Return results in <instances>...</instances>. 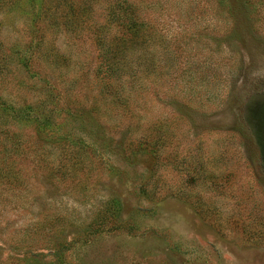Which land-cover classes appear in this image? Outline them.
Wrapping results in <instances>:
<instances>
[{"label": "rangeland", "instance_id": "374dc122", "mask_svg": "<svg viewBox=\"0 0 264 264\" xmlns=\"http://www.w3.org/2000/svg\"><path fill=\"white\" fill-rule=\"evenodd\" d=\"M1 101L0 264H264V0H4Z\"/></svg>", "mask_w": 264, "mask_h": 264}, {"label": "trees", "instance_id": "16d2710c", "mask_svg": "<svg viewBox=\"0 0 264 264\" xmlns=\"http://www.w3.org/2000/svg\"><path fill=\"white\" fill-rule=\"evenodd\" d=\"M122 3L124 2L122 1ZM3 4H4V0H0V7L3 6ZM114 8H116V11L113 10L111 12V17L113 19H117L116 20L117 24L120 27H125V26L127 27L138 24L140 25V23L143 22L142 20L143 16L141 17V15L137 13V9H136L137 7L134 8L130 3H124V5H119L118 8L117 6L114 5ZM2 103L4 104V102L3 101L0 102V110L1 108H3Z\"/></svg>", "mask_w": 264, "mask_h": 264}]
</instances>
